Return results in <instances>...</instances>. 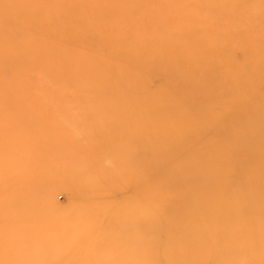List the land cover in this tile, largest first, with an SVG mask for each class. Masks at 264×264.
<instances>
[{
	"label": "rangeland",
	"instance_id": "rangeland-1",
	"mask_svg": "<svg viewBox=\"0 0 264 264\" xmlns=\"http://www.w3.org/2000/svg\"><path fill=\"white\" fill-rule=\"evenodd\" d=\"M229 1L0 0V92H9L0 101V264H264V201L256 191L239 204L248 182L264 192V173L248 175L244 152L235 173L219 169L213 180V171L211 183L185 175L179 189L166 177L201 157L156 151L189 138L184 152L200 155L219 135L210 125L230 117V97L241 124L264 101V0L219 10ZM103 67L120 88L132 77L121 93L129 108L104 81L78 86ZM234 83L246 91L233 95ZM14 95L27 113L6 110ZM257 111L264 117V103ZM244 124L246 135H264V122ZM218 146L219 155L239 147ZM202 185L224 187L232 202ZM182 208L200 211L189 222ZM229 210L238 215L226 227ZM241 210L255 211L256 226L245 227Z\"/></svg>",
	"mask_w": 264,
	"mask_h": 264
},
{
	"label": "bare ground",
	"instance_id": "bare-ground-1",
	"mask_svg": "<svg viewBox=\"0 0 264 264\" xmlns=\"http://www.w3.org/2000/svg\"><path fill=\"white\" fill-rule=\"evenodd\" d=\"M231 2H232V0H231ZM231 2L229 1V2L226 3L227 4L226 8L219 7V10L223 11L225 9V12H227L228 8L229 9L238 8L237 4H233ZM94 64L95 63H93L92 59H90L89 65L92 67L91 71H94V68H93ZM260 66H261V62H259V64L258 63L255 64V67L257 69L260 68ZM111 74H112V72L110 70L108 71L107 68H105V67L98 68L99 77L98 76L96 77L95 75H88L87 77L78 80V86L82 83L83 80H85L87 78H92V77H93L94 82H96V84H98V81H100V82L104 81L110 87H113L114 91H116L115 92V98H117L119 96L120 102L122 103V105H124V103L122 102V99H121V97L122 98H124V97H123V95L121 93L124 92L125 90H127L128 87H131V81H129L128 79L131 80L132 77H129L128 75H126V78H128V79L125 82V87L124 88L123 87L120 88L119 84H117L118 80L114 81V80L111 79ZM133 80H137V79L134 78ZM87 81H88V79H87ZM87 81L83 82V86L84 85H90V86L94 87L93 85H91ZM230 87H231L230 92L233 95H236L239 91H242L243 93L246 91L245 90L246 86L244 84L234 83V84L230 85ZM8 93H9L8 91L3 92V93L0 92V101L3 100V104L4 105H5L4 99H1L2 98V94H3L4 98H5V95H7ZM16 96L15 95L14 96H9L7 99H5L6 106H7L6 110H9L10 113H27L28 110L24 109V107L27 108L25 102L22 100L21 97H18V95H16ZM25 96H27V94H25ZM230 100H232L231 101L232 111L230 112L231 113L230 117H228L226 120L223 119L220 123H216V124L210 125V126H212L211 129H216L217 131H219V135L217 134L216 138L210 139L208 144L203 145L199 149V154L200 155L195 153V151L184 152V149L181 147V144H183L184 140H186V139L189 140V138L176 139L172 144L163 143L158 148V150H156L160 154H162V152L166 151V149H172L173 152L180 151V155L185 157L186 159H188L187 161L192 160V159H197V158L201 157V159L199 161H193L192 164L179 163L180 166L182 165V168L180 170H178L175 174L173 173V174L168 175L166 177L167 180H169V181L175 180L176 183H179V182L181 183V181L178 182V180L176 178L184 179L183 177L185 175H189V174H194L195 175V174H198L200 172H203L204 177H206L211 183V181L213 179V174H211V173H213V171L217 172V176L213 180L218 178L219 169H229V170H232V171L234 170L232 173H235V170L238 171L237 165L238 164H243V161L240 158L243 152H244L245 158L247 160V165L244 166V167L247 169V167L249 166V169L247 170L248 175L253 177L256 174L264 173V139L263 140H258L260 137H264V135L258 136L259 133L257 131H255V130L248 131L247 132L248 134L246 135V133H245L246 130L244 128H242V125H245L244 123L247 120H250V122H255V123L264 122V117H262L257 111L260 103L262 104V103H264V101H257L256 100L255 101L256 103H254L255 111L253 112V113H256V114L255 115L254 114L245 115V117H243L240 120L243 123V124H241V123H233V121L238 120V119L241 118V117H239L240 115L237 114V112H238L237 109L239 108L238 107V104H239L238 103V99L234 98L232 96V97H230ZM20 102H22L24 106L21 105L20 108L18 109V107H19L18 103H20ZM123 107L124 108H129L130 105H124ZM155 107H160V105L155 103ZM29 108H30V112L29 113H35V111L33 110L32 102H30ZM1 113H5V112H1ZM246 125L247 126H251V124H246ZM34 126H37L36 128H42V125H38V123H36V122H35ZM204 139H209V137H205ZM237 142H238L239 147L237 148V152H235V154L232 151L227 153V154H225V155H219L217 153L218 149H219L218 144L222 143V147H232L233 149H235L234 146L237 145ZM187 143H189L191 145L190 140ZM255 150H256V153H255ZM215 153H216V155L213 156L212 162H209V161L205 160L206 157L210 158L208 156L209 154H215ZM251 164L254 166L255 169L252 167ZM208 169H210L209 172L211 171L209 177L207 175L208 172H206ZM225 180L227 181V179H223L221 177L220 183L224 182ZM255 180H257V178H254V181ZM261 185L263 187L264 183H262ZM176 186L180 189V187H184V184L183 183L176 184ZM200 188H201L200 191H202V193H206V194H209L210 192H213V191L222 192V194H225L227 199H230V200H228V203L232 202L231 201V197L229 195L230 192L228 191V192L225 193L224 187H223V190L221 188H219V189H211L210 192L207 191L205 185H202V187H200ZM256 191H259L258 199L260 200L262 198L263 201H264V192L260 189V186L254 184V183L249 184V182L247 183V191H246V193H244L242 195V192H243V187H242L240 201L239 200H237V201H239V204L240 205L242 204V206H244V204H245V207L249 206L251 204V202H252L251 200H253V194ZM145 192L146 191H144V193ZM233 195H234V197H236L235 194H233ZM248 203H250V204H248ZM228 205H231V204H228ZM181 211H182L181 212V216H183L186 219H189V222H192L193 219H195L194 216L198 213V211H200V209L194 210V211H192L190 213L186 212V214H184L185 213V209L184 208H182ZM240 212H241V214L244 215V216L241 215L240 218L246 217V219H247V217H248V219H249V222H247L245 227L256 226V220H254L255 219V214H256L255 211L249 212V211H246V210H241ZM261 212H262V215H263L264 214V208L262 209ZM234 215H238V214L235 213ZM234 215H233V211H231V210L226 211L224 213V215L222 216V219L226 221V227H231V222H232V220L234 218ZM245 215H247V216H245ZM261 221L264 222V220H261ZM257 224H258V227H259V221H257ZM184 227L185 226H183L182 228H184ZM179 234H180V235H178L179 239H183L185 237H189V236L193 235L190 232L189 233L188 232H181ZM231 234H233V233H231V232H221L219 235H231ZM241 234L254 235V234H257V233L249 232V233H241ZM183 250L185 251V252H183L184 256H188L189 254L193 253V249L192 248L187 249V248L183 247ZM196 254H197V252H194V256L195 257L199 255V253L197 255ZM223 254H221V257L223 256ZM214 256L215 255L213 253H211V254L207 253L206 255L202 256V258L211 261V259ZM190 257H193V256H190ZM198 258L199 257H196V259H198ZM217 259H218V257H217ZM217 259H216V261H217Z\"/></svg>",
	"mask_w": 264,
	"mask_h": 264
}]
</instances>
